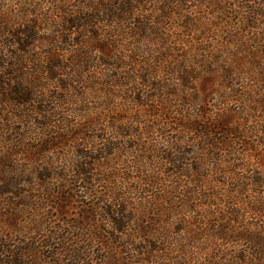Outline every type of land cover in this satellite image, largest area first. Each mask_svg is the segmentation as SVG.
Wrapping results in <instances>:
<instances>
[{
  "label": "trees",
  "instance_id": "1",
  "mask_svg": "<svg viewBox=\"0 0 264 264\" xmlns=\"http://www.w3.org/2000/svg\"><path fill=\"white\" fill-rule=\"evenodd\" d=\"M20 1L26 7L14 20L8 7L0 8V36H5L0 37V111L29 121V129L39 116L46 120L39 122L44 135L62 140L59 131L74 132L70 117L82 112L78 100L83 103L89 91H105L107 101L122 98L145 109L144 120L140 111V116L110 117L104 130L102 114L98 122L87 124V138L80 137L72 166L52 162L42 184L49 187L57 180L62 191V184L75 187L78 197L98 202L99 224H92V237L107 238L134 264H243L249 259V264H264V49L249 51L251 67L263 76L262 93L253 98L244 91L240 70L245 64L236 60L249 41L229 30L232 22L223 23L228 26L227 42L238 47L233 60L209 45L207 36L213 32L202 25L172 23L187 31L171 35L173 28L164 21L177 13L170 7L172 0L160 5L158 0H59L57 8L65 15L61 22H49L53 15L41 14L32 0ZM77 1V13L65 10ZM182 1L175 3L181 6ZM186 3L197 7L201 0ZM221 3L214 5L226 15L231 8ZM155 12L160 14L156 17ZM47 25L53 28L42 36ZM196 31L201 37H194ZM97 68L102 72L92 75ZM217 75L224 84H217ZM215 100L219 110L210 108ZM99 131L113 138L99 146ZM154 132L168 142L162 148L153 144ZM118 152L131 153L133 163L139 164V186L133 191L126 179L134 171L121 177L105 162ZM162 169H170V176ZM242 170L250 175L240 174ZM247 191L261 193L262 200L233 209L232 201ZM221 197L232 209H224L230 216L213 234L205 233L207 228L199 225L210 226ZM185 211L188 217L178 219ZM217 240L246 241L247 248L233 253ZM61 252L43 256L52 260ZM39 254L33 245L15 246L0 237V264H43L41 256L36 259Z\"/></svg>",
  "mask_w": 264,
  "mask_h": 264
},
{
  "label": "rangeland",
  "instance_id": "2",
  "mask_svg": "<svg viewBox=\"0 0 264 264\" xmlns=\"http://www.w3.org/2000/svg\"><path fill=\"white\" fill-rule=\"evenodd\" d=\"M58 1L59 0H32V3L36 5L35 9H41V14L47 16L53 15L52 20L49 22H61L60 17L65 15L64 12H61L59 8H57ZM158 1L160 5L162 0ZM172 1L174 4L170 3V7L177 13L176 15H171L174 16L171 17V20L164 21L167 22L168 26L173 28L170 32L171 35L181 36L183 32L187 31L184 28L181 29L182 27L175 29V26H173L172 23L174 25L177 24V26H184L191 22L202 25L204 29L209 28L213 32L209 33L207 36L209 37L207 42L210 41L209 45H211L212 48H215V50H224L226 55L231 56L233 60V58H235L234 53L238 51V47L231 46V43L227 42L229 38L227 33L228 26L223 22H232V28L229 29L232 32L236 34L243 33L241 41H249V46H242V49H240L242 50V53L237 54V56L241 58H237L236 60L245 64V68L240 70L243 73L244 91L247 95L251 94L253 98L255 95H261V90L263 89H261L259 85L260 82L263 81V76L260 72L253 70L251 67L252 59H250L249 51L254 49L257 51L258 49L256 48H259L260 50L264 49V0H201V3H198L197 7L194 6L195 3H186V0H181L184 3H181V6L176 5L175 2L177 0ZM219 1L222 2L220 6L231 8L226 15L221 14L218 9L219 7L214 5L215 2ZM29 2L30 1H28V3ZM77 4L78 1L64 8L65 10H70L71 13L74 14L79 11ZM3 5L8 7L11 11L9 18L12 20L20 15L22 8L26 7L21 5L20 0H0V8H2ZM157 14H160V12L154 13L156 17ZM28 18L33 17L29 16ZM16 23L18 22H15V24ZM216 25L218 26L216 27ZM219 26L223 27V32L220 31ZM42 28H45V30H42V36H45V34L50 33L53 26L47 25ZM201 32L203 34L204 30ZM195 34L194 37H201L200 31H196ZM0 37L5 36L2 35ZM182 39L190 40L187 36ZM192 43H195V41ZM185 48L188 49L189 45ZM28 70L30 71L33 69L29 68ZM98 71L99 73L102 72V70L97 68L92 71V75L97 74ZM246 71L248 73H244ZM253 71H256V73H252ZM99 81L102 82L101 80ZM216 82L217 84H224V80L220 75L216 76ZM216 88L217 90L221 89V87L218 86ZM254 92H256V94H254ZM88 93L89 96L82 100L83 103L78 100V103L83 104L82 112L78 111L76 116L70 117L74 132L59 131L60 135L64 137L62 140H56L55 138L52 139V137L44 135L45 130H42L43 127L39 124V122H46L43 118L36 116L33 128L31 125V128L29 129V121H27V123L22 122V118L17 119L14 115H10L8 112L1 109L0 237L5 236L7 243L15 246L22 243L35 246L40 251V254L36 255V259L41 256V263L43 264H48L50 261L51 264H134V260L129 261L127 259L128 257L124 256V253H122L123 249L121 250L120 247L109 243L107 238L105 239V237H103V242V240H98V238L92 237V224H99L98 215L96 214V210L100 207L98 202L95 204V201L90 198L84 199L78 197L80 193L75 190V187H66L62 184V191L57 180H55V183L49 187L42 184V177L44 178L51 173L50 164L52 165V162H54L57 167L59 165H61L60 167L72 166V162H74L75 159L74 152L76 151V148H79L78 145H82L80 137L83 136L87 138L83 128L87 127V124L96 122V120L98 122V118H100L101 114L103 117V125L101 126L102 130L109 125L108 122L110 121V117L140 116L141 114L139 112L143 111L144 116L142 117V120L145 118V109L136 107L130 102L125 101V99L118 98L107 101L106 99H103L107 95L105 91L97 92V90H94L89 91ZM214 98H216L215 95ZM107 102L114 103L115 105ZM217 103L218 101L215 100L210 104V108L213 110H219V107L215 106ZM108 105L111 106V110L108 109ZM77 108H79V106H77ZM244 108L248 109V107ZM10 110L12 111V109ZM81 113L85 114L82 116L80 115ZM18 114L23 115L22 113ZM262 114L263 113L258 116ZM51 119L52 122L56 120L53 117H51ZM55 124H57V122ZM52 130L57 131L55 128ZM97 134L99 137L95 138V142L99 144V146L103 143H107L109 139L113 138L106 135V132L103 131H99ZM87 135H90V133ZM151 137L155 138L153 144L159 148H162L164 144L168 143L165 140V137L161 136L160 133L154 132ZM116 140L117 139H113L112 141L114 142ZM130 140L133 143L136 142L134 139ZM123 141L124 140H122V142ZM149 141L148 138L145 139L146 143ZM85 143H87V141H83V144ZM260 153V155L264 156V146ZM131 155V153L124 152L122 154L121 152H118L105 162L110 165V167H113L121 177L124 176V173L129 174L130 171H134V173H130L126 179V185H128V188L133 191L134 188L139 186L138 179L141 175L138 172V168H135L138 167L139 164L133 163V160L135 159L134 157H131ZM144 165L145 162L143 163V166ZM48 166L50 172L48 171ZM153 168L154 164H152V170ZM160 172L170 176V169L166 171L165 169H162ZM239 173L249 174L245 170H242ZM124 182L125 181L122 179L120 183L124 184ZM99 191H101V189ZM253 193L254 192L252 191H247L244 195H240L239 198L234 199L232 203L236 205L233 209L240 206L246 207L247 202L255 198L259 201L262 200L261 193L259 196ZM226 202L227 201L225 199L223 200V197H221V201L216 202V204H218L217 213L210 209V212L216 214L215 217L211 218L210 226L207 225L206 227L204 224L199 225L200 228H207V232L205 233L211 232L213 234V232L217 230V226L223 225V220L228 219L227 217L230 216V214L225 212L224 209L228 210L230 208L226 205ZM187 217L188 212L185 211L178 219H186ZM256 221L255 218H251V222L256 223ZM175 223L176 221L174 224ZM78 224L87 225L86 228L78 229L75 227ZM204 237V239L202 238V241L208 237V234ZM59 238H61L64 245L60 244ZM49 244H52V248L46 247L47 245L49 246ZM216 244L223 246V248H229L233 253L247 248L246 241H234L228 243L226 241L218 242L217 240ZM63 247L68 249H64ZM73 247L75 249H73ZM213 247H215V245ZM60 251H62L61 256L57 255L52 258V260L43 256L51 255L50 252L55 255L56 253H60ZM215 252L218 255L220 254L218 251ZM31 258L33 260L35 259V257H29V259ZM45 260H47V262H45ZM249 263L250 259L243 264Z\"/></svg>",
  "mask_w": 264,
  "mask_h": 264
}]
</instances>
